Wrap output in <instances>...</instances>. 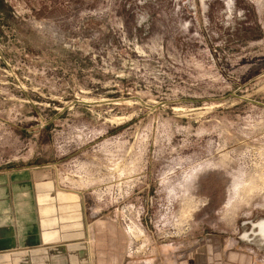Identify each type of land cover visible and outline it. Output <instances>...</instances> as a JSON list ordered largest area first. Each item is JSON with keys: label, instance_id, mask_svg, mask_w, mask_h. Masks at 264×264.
Instances as JSON below:
<instances>
[{"label": "rangeland", "instance_id": "rangeland-1", "mask_svg": "<svg viewBox=\"0 0 264 264\" xmlns=\"http://www.w3.org/2000/svg\"><path fill=\"white\" fill-rule=\"evenodd\" d=\"M30 162L88 182L132 260L264 264V0H0V167Z\"/></svg>", "mask_w": 264, "mask_h": 264}, {"label": "crops", "instance_id": "crops-1", "mask_svg": "<svg viewBox=\"0 0 264 264\" xmlns=\"http://www.w3.org/2000/svg\"><path fill=\"white\" fill-rule=\"evenodd\" d=\"M55 165L0 167V264H249L246 254L222 253L215 244L132 260L119 219L92 205L88 182L63 176Z\"/></svg>", "mask_w": 264, "mask_h": 264}, {"label": "flooded vegetation", "instance_id": "flooded-vegetation-1", "mask_svg": "<svg viewBox=\"0 0 264 264\" xmlns=\"http://www.w3.org/2000/svg\"><path fill=\"white\" fill-rule=\"evenodd\" d=\"M258 226L260 227V230L263 231V229H264V221L259 222Z\"/></svg>", "mask_w": 264, "mask_h": 264}, {"label": "bare ground", "instance_id": "bare-ground-1", "mask_svg": "<svg viewBox=\"0 0 264 264\" xmlns=\"http://www.w3.org/2000/svg\"><path fill=\"white\" fill-rule=\"evenodd\" d=\"M263 231H264V229H263Z\"/></svg>", "mask_w": 264, "mask_h": 264}]
</instances>
